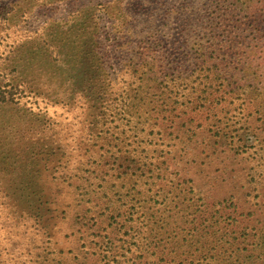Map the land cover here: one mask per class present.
Wrapping results in <instances>:
<instances>
[{"label":"rangeland","instance_id":"374dc122","mask_svg":"<svg viewBox=\"0 0 264 264\" xmlns=\"http://www.w3.org/2000/svg\"><path fill=\"white\" fill-rule=\"evenodd\" d=\"M0 264H264V0H0Z\"/></svg>","mask_w":264,"mask_h":264}]
</instances>
